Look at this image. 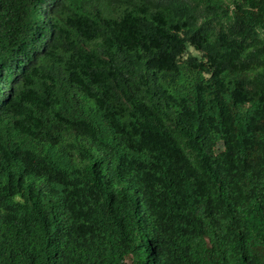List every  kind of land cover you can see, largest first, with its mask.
Masks as SVG:
<instances>
[{"label": "trees", "instance_id": "obj_1", "mask_svg": "<svg viewBox=\"0 0 264 264\" xmlns=\"http://www.w3.org/2000/svg\"><path fill=\"white\" fill-rule=\"evenodd\" d=\"M0 264H264V0H0Z\"/></svg>", "mask_w": 264, "mask_h": 264}]
</instances>
